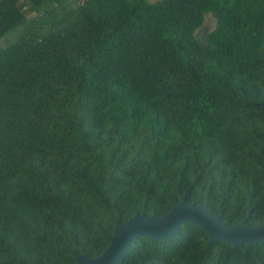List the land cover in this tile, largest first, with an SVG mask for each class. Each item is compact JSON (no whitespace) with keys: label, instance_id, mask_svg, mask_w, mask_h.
<instances>
[{"label":"trees","instance_id":"obj_1","mask_svg":"<svg viewBox=\"0 0 264 264\" xmlns=\"http://www.w3.org/2000/svg\"><path fill=\"white\" fill-rule=\"evenodd\" d=\"M42 1L0 0V264L96 257L117 218L182 200L264 225V0ZM207 241L186 222L118 264H264Z\"/></svg>","mask_w":264,"mask_h":264},{"label":"water","instance_id":"obj_2","mask_svg":"<svg viewBox=\"0 0 264 264\" xmlns=\"http://www.w3.org/2000/svg\"><path fill=\"white\" fill-rule=\"evenodd\" d=\"M186 222L198 225L207 233V248L217 241L232 246L244 242H264V225H249L244 221L230 225L228 221L222 220L220 214L212 213L207 206L182 200L164 215L153 212L148 216L141 212L124 222L117 218L103 252L96 257H89L86 253L77 254L76 264H118L138 237L167 239L175 235L180 225Z\"/></svg>","mask_w":264,"mask_h":264},{"label":"rangeland","instance_id":"obj_3","mask_svg":"<svg viewBox=\"0 0 264 264\" xmlns=\"http://www.w3.org/2000/svg\"><path fill=\"white\" fill-rule=\"evenodd\" d=\"M61 1H62V3H61ZM81 1L82 0H43L41 5H42L43 9L52 8L54 6H61V7H59V9H58L59 13L57 14V16L60 17L66 12L67 13L71 12L70 10H73L74 8H76V6L81 3ZM27 7H26V9H25V7L22 8V10H24L26 12V14H27V12H29ZM215 24H216L215 17L211 13H207L204 16V21H203L202 26H200L195 31L196 38L199 41H204L206 34L215 27ZM49 25H50V22H48L43 27V30L38 35L44 33L48 29ZM17 31L16 30L12 31V32L6 34L5 36L0 37V48L4 47V46L10 44L12 41H14V39L17 36V34H16Z\"/></svg>","mask_w":264,"mask_h":264}]
</instances>
